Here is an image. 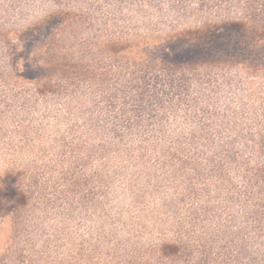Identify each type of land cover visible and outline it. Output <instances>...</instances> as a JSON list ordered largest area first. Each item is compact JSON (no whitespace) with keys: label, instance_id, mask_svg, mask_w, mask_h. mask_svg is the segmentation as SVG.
I'll list each match as a JSON object with an SVG mask.
<instances>
[{"label":"trees","instance_id":"trees-1","mask_svg":"<svg viewBox=\"0 0 264 264\" xmlns=\"http://www.w3.org/2000/svg\"><path fill=\"white\" fill-rule=\"evenodd\" d=\"M6 28L0 264H264V0H0Z\"/></svg>","mask_w":264,"mask_h":264},{"label":"rangeland","instance_id":"rangeland-1","mask_svg":"<svg viewBox=\"0 0 264 264\" xmlns=\"http://www.w3.org/2000/svg\"><path fill=\"white\" fill-rule=\"evenodd\" d=\"M9 30H10V28H6V30H4V32L2 31V32H0V37H3V36H5V34H7L8 32H9ZM12 30V29H11ZM22 244L23 243H21L20 245H19V247H22ZM80 259H82V258H80ZM86 261V258L84 259V262Z\"/></svg>","mask_w":264,"mask_h":264}]
</instances>
